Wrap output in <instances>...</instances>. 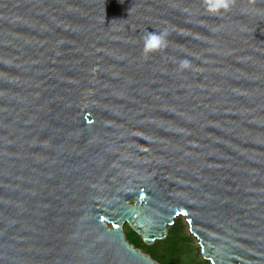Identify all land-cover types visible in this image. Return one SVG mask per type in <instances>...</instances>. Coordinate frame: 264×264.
I'll use <instances>...</instances> for the list:
<instances>
[{
  "label": "water",
  "instance_id": "1",
  "mask_svg": "<svg viewBox=\"0 0 264 264\" xmlns=\"http://www.w3.org/2000/svg\"><path fill=\"white\" fill-rule=\"evenodd\" d=\"M204 2L0 0V264H264V0Z\"/></svg>",
  "mask_w": 264,
  "mask_h": 264
},
{
  "label": "rangeland",
  "instance_id": "2",
  "mask_svg": "<svg viewBox=\"0 0 264 264\" xmlns=\"http://www.w3.org/2000/svg\"><path fill=\"white\" fill-rule=\"evenodd\" d=\"M123 229L126 235L132 236V229L128 224L125 223ZM138 237L139 245L136 247L150 254L161 264H211L202 257L197 240L189 232L183 217L175 218L174 223L168 227L167 235L152 244H146L139 235Z\"/></svg>",
  "mask_w": 264,
  "mask_h": 264
},
{
  "label": "clouds",
  "instance_id": "3",
  "mask_svg": "<svg viewBox=\"0 0 264 264\" xmlns=\"http://www.w3.org/2000/svg\"><path fill=\"white\" fill-rule=\"evenodd\" d=\"M203 6L205 8L206 14L213 16H221L224 13L230 11L234 4L233 0H205ZM169 35L170 30L167 28L158 31L146 32V36L143 38L144 56L148 57L168 47ZM181 67H187V61L183 62L181 64Z\"/></svg>",
  "mask_w": 264,
  "mask_h": 264
},
{
  "label": "trees",
  "instance_id": "4",
  "mask_svg": "<svg viewBox=\"0 0 264 264\" xmlns=\"http://www.w3.org/2000/svg\"><path fill=\"white\" fill-rule=\"evenodd\" d=\"M131 235H126L128 240L133 243L135 246L139 245V237L138 235L136 234V232L134 230H131ZM152 254H155L152 252Z\"/></svg>",
  "mask_w": 264,
  "mask_h": 264
},
{
  "label": "bare ground",
  "instance_id": "5",
  "mask_svg": "<svg viewBox=\"0 0 264 264\" xmlns=\"http://www.w3.org/2000/svg\"><path fill=\"white\" fill-rule=\"evenodd\" d=\"M188 225V224H187Z\"/></svg>",
  "mask_w": 264,
  "mask_h": 264
}]
</instances>
